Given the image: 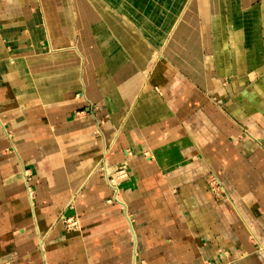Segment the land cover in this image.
Here are the masks:
<instances>
[{
  "label": "crops",
  "instance_id": "crops-1",
  "mask_svg": "<svg viewBox=\"0 0 264 264\" xmlns=\"http://www.w3.org/2000/svg\"><path fill=\"white\" fill-rule=\"evenodd\" d=\"M98 1L0 0V264H264V0Z\"/></svg>",
  "mask_w": 264,
  "mask_h": 264
},
{
  "label": "rangeland",
  "instance_id": "rangeland-1",
  "mask_svg": "<svg viewBox=\"0 0 264 264\" xmlns=\"http://www.w3.org/2000/svg\"><path fill=\"white\" fill-rule=\"evenodd\" d=\"M88 3V8H87V11H88V15L90 16V12H94V14H96L99 18L102 16V18H103V24L108 28V30H110V28L111 27H118V31H119V36L121 37L122 36V38H126L123 34H125V35H128V38L131 40V43H133L134 42V45H137V42H138V37H140L139 35H141L140 34V32L138 31V30H136V29H134V28H132V27H130V26H128V23H126V21H123V20H120L119 19V17L116 15V12L114 11V9H112L111 7H110V5H106V4H104L105 6L104 7H102L101 6V4H100V2L98 1V0H86ZM126 1H130V2H136L135 0H126ZM164 1V0H163ZM166 1H168V0H166ZM200 1V3H201V1L202 0H199ZM174 2H177L176 0L175 1H173V0H171V1H168L167 2V4H172L171 6V8H172V10H175V8L176 7H174V6H176V3H174ZM202 4V3H201ZM141 8V5H139V8L138 9H140ZM93 9V10H92ZM92 12V13H93ZM202 12H203V8L201 7V9L199 10V15L201 16V14H202ZM91 13V14H92ZM118 17V18H117ZM169 18V17H168ZM117 19V20H116ZM111 21H113L112 23H111ZM108 22V23H107ZM93 27H95L96 28V25L95 26H93ZM92 27V29L91 30H89V31H92L94 28ZM103 29H104V26H103ZM107 30V31H108ZM99 32H100V30H99ZM121 32L123 33V34H121ZM92 33H94V31H92ZM99 38H100V36H99ZM125 40V39H124ZM126 41V40H125ZM133 45V46H134ZM153 47H152V51H153ZM154 50H157V49H154ZM151 58H153V56L151 57ZM154 59V58H153ZM238 59V58H237ZM236 58H235V63L237 64L238 63V60H237ZM27 176V175H26ZM27 178L28 177H26V181H27ZM208 181H210L209 183H210V187H211V189H212V191H213V193L216 195V196H220V194L222 193V189H221V187H220V185H219V180L216 178V177H212V176H209L208 177ZM71 221H74V220H77V219H70ZM69 223H71V222H69ZM69 223L67 224V222L66 221H64V226L66 227V229H68V230H70V229H74V228H76V225H74V227H69Z\"/></svg>",
  "mask_w": 264,
  "mask_h": 264
},
{
  "label": "bare ground",
  "instance_id": "bare-ground-1",
  "mask_svg": "<svg viewBox=\"0 0 264 264\" xmlns=\"http://www.w3.org/2000/svg\"><path fill=\"white\" fill-rule=\"evenodd\" d=\"M105 167V166H104ZM106 171H108L107 169H106ZM105 172V171H104ZM109 174H111V173H109ZM125 174V173H124ZM108 176H110V175H108ZM113 176V175H112ZM115 176V175H114ZM112 178V177H111ZM115 178V177H114ZM117 178V177H116ZM115 178V179H116ZM109 179V178H108ZM113 181V185H114V187H115V189H116V191L117 192H119V185H120V183L116 180H112ZM118 201V200H117ZM123 204V203H122ZM70 218V217H69ZM63 219V218H62ZM64 220V219H63ZM67 220H70V219H67ZM69 222H71V223H73V225H76V227H78L79 226V222H78V220H74V221H69Z\"/></svg>",
  "mask_w": 264,
  "mask_h": 264
},
{
  "label": "built area",
  "instance_id": "built-area-1",
  "mask_svg": "<svg viewBox=\"0 0 264 264\" xmlns=\"http://www.w3.org/2000/svg\"><path fill=\"white\" fill-rule=\"evenodd\" d=\"M67 222V224L69 223L70 220H65ZM69 227H74L73 223H69Z\"/></svg>",
  "mask_w": 264,
  "mask_h": 264
}]
</instances>
